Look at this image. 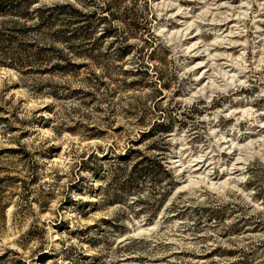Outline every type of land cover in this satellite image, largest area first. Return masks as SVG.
<instances>
[{
	"label": "rangeland",
	"instance_id": "374dc122",
	"mask_svg": "<svg viewBox=\"0 0 264 264\" xmlns=\"http://www.w3.org/2000/svg\"><path fill=\"white\" fill-rule=\"evenodd\" d=\"M218 1L2 29L0 264H264V0Z\"/></svg>",
	"mask_w": 264,
	"mask_h": 264
},
{
	"label": "trees",
	"instance_id": "16d2710c",
	"mask_svg": "<svg viewBox=\"0 0 264 264\" xmlns=\"http://www.w3.org/2000/svg\"><path fill=\"white\" fill-rule=\"evenodd\" d=\"M42 0H0V18H8V20L0 21V34L3 31L2 29L6 26L10 25L12 29H19L22 31H26L30 29L32 21H35L39 25V27L48 25H54L56 23V18L62 16L65 13H69L72 17L76 16L80 19L88 20L89 15H86L80 9L76 8L70 3L66 4H56L54 7H47L43 5L42 7L38 8L37 10L33 9V6L37 3H40ZM79 1V0H76ZM107 2V10L112 11L114 10L113 0H106ZM48 13H51L48 15ZM54 13H58L53 15ZM50 19H52L50 21ZM21 20V21H20ZM4 32V31H3ZM93 33H90L89 38L87 39L88 43L91 44V36ZM108 34V33H107ZM66 35V34H65ZM77 35V34H76ZM82 35V34H81ZM14 36L13 32L5 33L1 36L2 42L5 41L9 44L13 42L12 38ZM6 37V38H5ZM10 37V38H9ZM3 38L5 40H3ZM82 38H85L82 36ZM128 157H124L119 160V162L126 161ZM139 173H146L148 176H154L155 169L153 168H146L143 170H139ZM162 177L165 179V189L162 193L163 202H165L168 197L171 195L173 189L176 187L174 174L171 170L167 167L161 168ZM135 172H131L128 180L126 181L125 185H129L130 183L135 182Z\"/></svg>",
	"mask_w": 264,
	"mask_h": 264
},
{
	"label": "bare ground",
	"instance_id": "6f19581e",
	"mask_svg": "<svg viewBox=\"0 0 264 264\" xmlns=\"http://www.w3.org/2000/svg\"><path fill=\"white\" fill-rule=\"evenodd\" d=\"M223 1H226V0H219V1L217 2V4H218L219 2H223ZM230 1H231V3H230ZM237 1H238V0H237ZM234 2H236V0H227L226 3H222V4L219 3L218 8H221V9H222V8H230V10H231V9H235L236 6H232V5H231V4L234 3ZM215 4H216V3H215ZM179 15H180V14H179ZM213 15H214V14H213ZM187 27H188V26H187ZM190 28H191V27H190ZM190 28H189V29H190ZM231 28H232V27H231ZM215 29H216V28H215ZM190 30H191V29H190ZM188 31H189V30H188ZM219 31H222L221 34H225V33H227V32L229 31V29H228V28H226V29L223 28V29H221V30L219 29ZM231 31H232V30H231ZM231 31H230V32H231ZM218 33H219V32H218ZM221 34H220V35H221ZM189 35H190V34H189ZM201 35H202V34H201ZM224 36H225V37H228V38H227V40H229L228 42H231V40H233V39H231V40L229 39L230 36H231L230 33H227V35H224ZM196 37H197V35L194 36V37H192L191 39H195ZM217 37H218V35H217ZM219 37H221V36H219ZM232 42H235V41H232ZM222 44H223V43H222ZM231 45H232V44H231ZM199 47H200V46H199ZM199 50H200V49H199ZM201 50H202V49H201ZM201 50H200V51H201ZM231 51H232V50H231ZM229 52H230V51H229ZM200 54H201V53H200ZM200 54H199L198 56H196V57H201ZM204 55H205V54H204ZM211 56H212V55H211ZM214 56H215V55H213V57H214ZM215 59H216V58H215ZM203 63H204V62H203ZM212 63H213V62H212ZM202 66H203V65H200V66L197 65V69H198V70H199V69L202 70V69H201ZM208 68L211 69V67H208V66H207V68L204 69V70L199 74V79H200L201 81H204V80L209 79V78L211 79V70H207ZM200 70H199V71H200ZM258 127H260V126H258ZM262 127H263V126H262Z\"/></svg>",
	"mask_w": 264,
	"mask_h": 264
}]
</instances>
